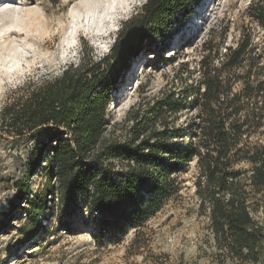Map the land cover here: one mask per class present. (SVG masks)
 Listing matches in <instances>:
<instances>
[{
	"label": "trees",
	"instance_id": "1",
	"mask_svg": "<svg viewBox=\"0 0 264 264\" xmlns=\"http://www.w3.org/2000/svg\"><path fill=\"white\" fill-rule=\"evenodd\" d=\"M198 1L145 0L121 23L109 54L96 58L83 46L77 64L48 79L28 80L6 97L0 137L31 143L28 173L41 169L45 176L41 189L21 192L29 237L58 199L63 214L78 202L85 205L94 216L97 243H119L179 192V174L195 160V193L217 246L232 257L259 260L263 233L251 215L247 186L264 190V139L250 141L264 125V49L254 54L246 38L227 49L219 69L203 56L195 84L131 106L126 137H105L121 70L163 48ZM250 12L264 25V1H255ZM238 67L242 73L235 74ZM236 80L242 81L238 91L232 88ZM184 111L190 115L176 123ZM240 162L251 165L246 179L234 169Z\"/></svg>",
	"mask_w": 264,
	"mask_h": 264
},
{
	"label": "rangeland",
	"instance_id": "2",
	"mask_svg": "<svg viewBox=\"0 0 264 264\" xmlns=\"http://www.w3.org/2000/svg\"><path fill=\"white\" fill-rule=\"evenodd\" d=\"M102 1L0 0V110L6 97L26 81L48 79L70 63L77 64L83 46L96 58L109 54L121 23L145 0L116 6L113 22L96 28L87 18ZM255 1L199 0L163 48L140 55L123 68L108 107L105 137L119 141L126 137L129 122L125 119L131 106L141 102L144 106L162 92L178 93L185 84H195L203 56L219 69L227 49L246 38L254 54L262 51L264 25L250 12ZM232 71L242 73L239 67ZM241 85L236 80L232 88L238 91ZM190 111L180 113L176 123L183 122ZM263 131L264 125L251 135L252 144L263 142ZM31 150V143L0 137V264H264V252L252 262L232 257L217 246L208 213L200 208L195 193V160L179 174V192L119 243H109L106 238L97 243L92 235L94 216L85 205L78 202L75 209L63 214L58 199L42 219L39 231L29 237L28 203L23 193L38 191L45 182L43 170L28 173ZM234 169L246 179L251 165L240 162ZM22 183L27 184L24 190ZM247 190L251 215L262 228L264 245V190L256 192L251 186Z\"/></svg>",
	"mask_w": 264,
	"mask_h": 264
},
{
	"label": "bare ground",
	"instance_id": "3",
	"mask_svg": "<svg viewBox=\"0 0 264 264\" xmlns=\"http://www.w3.org/2000/svg\"><path fill=\"white\" fill-rule=\"evenodd\" d=\"M131 1L133 0H104L97 6L96 12L88 15V22L96 28L104 26L105 23L110 24L114 20L113 15L116 12V6H122L123 3Z\"/></svg>",
	"mask_w": 264,
	"mask_h": 264
}]
</instances>
